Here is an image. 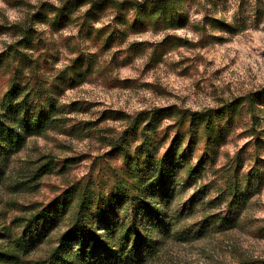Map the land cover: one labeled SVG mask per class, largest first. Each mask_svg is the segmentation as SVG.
Instances as JSON below:
<instances>
[{"label":"trees","instance_id":"16d2710c","mask_svg":"<svg viewBox=\"0 0 264 264\" xmlns=\"http://www.w3.org/2000/svg\"><path fill=\"white\" fill-rule=\"evenodd\" d=\"M193 1L66 0L59 6L44 4L30 20L12 26L13 43L0 54V70L11 69L9 85L0 95V178L30 138L56 130L88 135L95 126L92 122L68 126L78 104H64L62 97L95 73L97 55L80 51L63 69L46 75V60L35 58L41 42L38 25L61 30L77 18L80 33L97 40L100 51H109L124 44L129 31L183 28L190 21L187 7ZM110 11L112 25L96 28L95 23ZM257 97L249 94L219 110L153 108L129 117L119 135L105 138L110 152L121 157V167L109 166L108 178L101 183L78 182L48 205L36 206L27 216L1 227L0 264H156L171 241H194L212 231L234 228L256 170L246 182L237 158L234 165L213 171L220 177L208 183L202 180L207 163L214 162L209 152L218 125L231 123L237 111L246 103L253 107ZM170 119L174 124L162 127ZM171 129L175 133L170 138ZM202 139L207 142L197 155ZM196 156L198 163H193ZM71 163L64 161L61 171ZM58 167L49 156L28 162L14 182L15 191L38 190L41 179ZM189 188L193 194L184 200ZM65 219L68 226L52 247L54 231ZM45 244L49 249L37 256Z\"/></svg>","mask_w":264,"mask_h":264},{"label":"rangeland","instance_id":"374dc122","mask_svg":"<svg viewBox=\"0 0 264 264\" xmlns=\"http://www.w3.org/2000/svg\"><path fill=\"white\" fill-rule=\"evenodd\" d=\"M64 1L0 0V54L13 43L12 26L30 20L44 4L59 6ZM86 9L85 5L81 12ZM187 10L190 21L183 28L129 31L125 43L109 51H100L97 40L80 33L77 18L61 30L38 25L41 42L35 58L46 60V75L63 69L80 51L97 55L95 73L62 97L64 104H78L68 126L81 122L95 126L88 135L56 130L28 140L13 157L6 176L0 178V228L27 216L36 206L48 205L78 182L106 180V168L121 167V157L110 152L105 138L119 135L129 117L153 108L219 110L257 94L253 107L244 104L231 123L226 120L218 125L209 152L214 162L207 163L202 180L208 183L220 177L213 171L234 165L237 158L246 182L256 170L246 205L238 210L236 226L194 241H171L156 264H264V0H195ZM111 14H103L95 27L112 25ZM132 44L137 46L130 48ZM10 73L5 67L0 70V95L9 85ZM173 121L162 127L172 126ZM174 133L175 129L169 131L170 138ZM206 142L202 139L198 144L197 155ZM43 156L59 163L57 171L43 177L36 191H15L21 169ZM68 159L72 163L61 171ZM193 163H198L197 156ZM193 191L186 190L183 199ZM67 226L65 219L54 231L52 247ZM48 249L45 244L37 256H44Z\"/></svg>","mask_w":264,"mask_h":264}]
</instances>
